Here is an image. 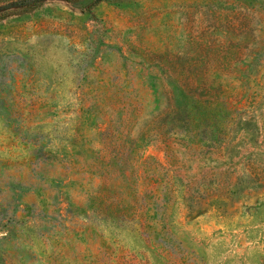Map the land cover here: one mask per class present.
Listing matches in <instances>:
<instances>
[{
    "label": "rangeland",
    "instance_id": "1",
    "mask_svg": "<svg viewBox=\"0 0 264 264\" xmlns=\"http://www.w3.org/2000/svg\"><path fill=\"white\" fill-rule=\"evenodd\" d=\"M0 264H264V0H0Z\"/></svg>",
    "mask_w": 264,
    "mask_h": 264
},
{
    "label": "trees",
    "instance_id": "2",
    "mask_svg": "<svg viewBox=\"0 0 264 264\" xmlns=\"http://www.w3.org/2000/svg\"><path fill=\"white\" fill-rule=\"evenodd\" d=\"M194 103H195V105H197L196 102H194ZM177 113H178L177 109L172 107V105H170L168 107L167 111H166V114H167L166 116H167L168 119H166L164 121V123H162L160 125L161 129H163L165 132H168V131H171V129L173 128L174 129L173 132L175 134L179 135L180 134L181 125L178 126V122L175 121L177 117H174V116H176ZM169 118H171V119H169ZM174 123H176V124H174ZM185 123L192 125V130L190 132L193 133V135L191 134V137L195 138V136L197 135L196 134V129H195L196 126H197V123L195 122V119L192 118V119L186 121Z\"/></svg>",
    "mask_w": 264,
    "mask_h": 264
}]
</instances>
